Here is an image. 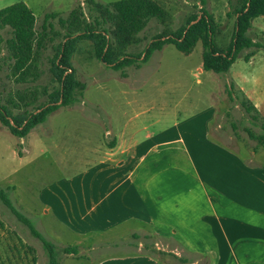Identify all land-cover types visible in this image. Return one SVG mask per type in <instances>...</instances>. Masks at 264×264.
<instances>
[{
	"label": "rangeland",
	"instance_id": "obj_1",
	"mask_svg": "<svg viewBox=\"0 0 264 264\" xmlns=\"http://www.w3.org/2000/svg\"><path fill=\"white\" fill-rule=\"evenodd\" d=\"M18 1H24L34 12L38 18V26L46 13L67 17L80 2L0 0V10ZM97 1L109 4L119 0ZM154 1L166 11L169 20L166 24H161L156 19H151L139 35L140 41L129 46L127 53L144 52L153 36L184 26L191 12H199L194 6V1ZM230 1L235 3L236 0H208L207 8L211 14L221 18ZM81 2L84 5L82 0ZM253 23L250 37L264 44V17L256 19ZM222 24L220 29L216 30L214 42L217 47L227 49L234 32L235 18H225ZM4 34L7 36L5 32ZM246 54L247 51L237 57L228 73L216 74L202 68L201 42L190 55L179 52L173 45H166L140 68L126 69L123 77L122 71H115L96 59L90 42H83L78 46L72 61L77 78L85 86V90L77 95V101L72 106L60 108L46 123L33 129L23 139L12 135L0 122V188L6 190L14 208L28 218L42 237L60 252L59 264H96L99 259L121 255L122 252L116 249L103 250L100 255L96 254L95 259L89 260L62 253L64 248L77 245L76 238L71 237L66 230L43 214L39 201L41 192L62 176V168H85V161L95 163L96 147L114 139L117 130H120L125 122L134 119L146 109H150V113L141 115L136 120L141 122L145 117L153 120L159 118L162 125L150 126L149 130L154 135H159L160 130L167 132L162 138L167 141L177 137V128L174 126L177 120L180 122L185 115L195 113L196 116L216 107L218 117L212 125V136L218 141H227L237 146L235 149L242 159L254 162L253 168H264V148L250 139L247 133V130L254 134L262 133L260 124L264 120V49L258 50L250 62L244 61ZM52 55L53 50L49 46L41 58V78L33 84L21 85L8 78L12 61L3 49L0 52L2 102L5 103L7 99L14 97L18 91L37 89L41 92L44 88L52 91L56 86L49 71V59ZM199 69L202 70L201 73ZM246 98L257 104L262 112L257 123L253 122L251 115H248L241 105ZM45 101L46 97L43 96L39 103ZM172 110H176V121L168 114L172 113ZM171 148L175 147L165 149ZM165 149L160 151L164 150L165 154ZM93 167L94 165L90 168ZM262 173L264 179V171ZM260 193L264 197V189ZM130 227H122L100 238L82 240L81 244L85 246L94 245L99 240L109 243L118 239L124 240ZM11 234H17L28 247L34 249L37 264H48L41 241L34 238L29 229L0 202V264L17 263L15 253L6 245ZM25 258L30 261L31 255H26ZM200 264H203L202 261Z\"/></svg>",
	"mask_w": 264,
	"mask_h": 264
},
{
	"label": "crops",
	"instance_id": "obj_2",
	"mask_svg": "<svg viewBox=\"0 0 264 264\" xmlns=\"http://www.w3.org/2000/svg\"><path fill=\"white\" fill-rule=\"evenodd\" d=\"M229 11L227 4L221 18L213 14L217 29ZM148 113L96 147L95 163L62 168L41 192L43 214L76 238L69 247L78 254L69 256L89 260L116 249L122 254L96 264H264V168H253L237 146L212 136L216 107L177 120V137L167 141V132L149 130L162 125L159 118L136 120ZM168 114L176 121V110ZM125 226L131 227L124 240L81 244ZM19 238H6L17 259L9 264H30Z\"/></svg>",
	"mask_w": 264,
	"mask_h": 264
},
{
	"label": "trees",
	"instance_id": "obj_3",
	"mask_svg": "<svg viewBox=\"0 0 264 264\" xmlns=\"http://www.w3.org/2000/svg\"><path fill=\"white\" fill-rule=\"evenodd\" d=\"M82 1L84 5L80 0L67 17L46 13L40 26L38 18L24 1L0 10V52L5 49L8 59L12 61L8 75L10 80L21 85L37 82L42 76L43 52L49 46L53 50L49 71L56 86L52 91L47 88L41 92L37 89L18 91L5 103L0 98V122L17 138H26L60 108L72 106L77 101V95L85 90L77 78L72 61L78 46L83 42H90L96 59L115 71H122L123 77L126 69L140 68L166 45H173L179 52L190 55L201 42L202 68L216 74L228 73L241 53L247 51L244 61L250 62L258 50L264 49V44L249 35L253 22L264 17V0L229 2L227 17H234L235 24L230 45L224 50L219 49L214 42L217 26L213 14L207 8L208 0H186L188 3L194 1L199 12L191 16L184 26L153 36L145 51L140 54L127 53L126 50L140 41L139 35L151 19L161 24L169 20L168 14L159 4L153 0H119L109 4L97 0ZM43 96L46 101L39 103ZM241 105L251 115L253 122L260 121V112L250 100L244 99ZM260 127L261 134H254L250 130L247 133L250 139L264 148V120ZM0 202L29 229L34 238L41 241L48 264H59L60 252L42 237L28 218L14 208L6 190L1 188ZM20 242L27 256L31 255L30 264H37L34 249L21 239ZM62 253L77 255L78 250L68 247Z\"/></svg>",
	"mask_w": 264,
	"mask_h": 264
}]
</instances>
